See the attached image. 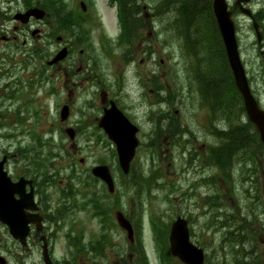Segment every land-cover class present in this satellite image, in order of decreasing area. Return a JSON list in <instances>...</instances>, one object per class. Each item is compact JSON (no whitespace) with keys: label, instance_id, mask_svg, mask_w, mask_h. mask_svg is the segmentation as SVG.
<instances>
[{"label":"rangeland","instance_id":"374dc122","mask_svg":"<svg viewBox=\"0 0 264 264\" xmlns=\"http://www.w3.org/2000/svg\"><path fill=\"white\" fill-rule=\"evenodd\" d=\"M79 1L81 0H50L49 7L53 12L61 10L62 13H66L64 28L67 26L66 29H69L74 24L76 17L81 20V16L77 14ZM88 1L91 6L89 13L83 19L87 29L86 35H82L80 31L61 30L57 26L51 30L52 35L54 34L52 39L42 38L38 42L32 41L31 45L26 48H17L10 44L0 47V55L3 57V60H0V65L2 64L3 67L4 64L5 71L8 69L0 79V157L4 153L11 156L6 170L12 179H15L18 174L23 175V172L28 169L31 170L30 173L24 174L27 175V178L36 181V197L41 213L50 217L53 210L63 201L59 197L60 191L69 184L70 178L75 177L85 181V176L95 165L108 166L114 179L115 192L109 194L108 197H101V204L105 209L104 214L94 217L91 206L85 209L81 207L85 198L77 194L75 200L78 206L76 208H70L71 204H68L66 206L69 209L68 212H64L62 219L57 224H50L46 221V229L52 236L55 259L58 262L65 259L76 264H137L138 254L142 255V251L138 252L136 243L129 245L126 234L114 225L116 222L115 213L119 211L127 219L131 217L137 219H135L136 233L140 236L141 231L143 232L144 248L148 253L149 264H166L162 256L163 249L168 250L169 226L177 216L185 217L188 220L190 240L203 248L207 264H219L222 259L221 264H225V261L226 264H233L229 256L233 247L226 245L219 254L215 252L220 245L226 225H223L222 228L217 227L219 220L213 222L215 215H212L215 209L206 206L204 202L207 196L218 194L223 203L218 215L221 218L225 217L223 221H227L228 227L233 225L230 222L238 224L239 221L242 222L240 217H244V214L249 215L245 216V223H247L245 229L252 239H244L242 235L243 240L238 245L242 255V264L248 262L246 252L254 250L257 251L258 258L264 264V205L262 202L257 203L256 209L250 206L256 216V222H253L249 209L242 210L243 206L245 207V202H242V195L232 183L233 179L239 178V170L234 171L233 169L237 158L232 159L233 155L228 160V156H226L221 166L212 161L210 148L219 147L220 143L217 138L210 135L209 130L211 128L227 129L230 123L223 114L212 116L209 108L202 104L196 88L197 66L207 72L214 69V73L221 72L222 66L220 64L215 68L211 66L213 54L207 47H205L206 53L204 51L199 60L193 55L185 57L180 37L173 36L171 32H160L161 27L154 17L156 11L143 19L144 28L147 30V33H144V43H149L156 51L151 55V61H154L155 64L149 63L150 56L148 58L147 55H145L146 57L142 55V48L138 46L139 37L137 35L142 30L132 35V45H126L123 48L122 40H120L119 18H117V11L112 1ZM234 2L235 0H228L231 7ZM21 5L22 1L16 0V5L12 6L13 12L20 11ZM244 7L256 14L262 10L263 15L255 21L259 25H264V0H250L248 4H244ZM68 11H71L69 15H67ZM234 11L233 20L240 58L250 89L255 97H260L263 104V51L256 42L252 22L238 9H234ZM258 31L263 41L264 27L258 26ZM56 37L60 38L58 39L60 42L55 41ZM78 40L83 44H79ZM47 42H49L48 50ZM66 42L70 47L66 45ZM38 43L39 46L35 45ZM63 46L68 48V60L53 67H47L45 65L46 57H50L51 53ZM32 47L46 49V57L42 54H31L29 49ZM217 48H220L219 45ZM3 55H9V60ZM131 55L134 56L135 66L140 69L147 68L149 74L153 70L159 69L160 74L156 73L158 76L162 74L163 79L160 78L158 83L160 86H164V91L168 92L170 98L174 84L169 74L172 76L174 74V77L177 78L176 81L179 82L177 84V100L174 104L172 98L168 109L170 115L164 117H166L165 122L173 124L171 130H176L180 122L185 123L183 125L186 126L187 143H184L185 148L169 145L166 139L161 144L162 139L158 136V128L151 123V119L155 115L152 113L151 117L150 112L156 111V107H153L156 102L150 93L151 82L144 85L146 87L144 98L136 97L133 101L126 97L125 101L120 102V96L125 93L122 92L118 101L126 105L129 102H141L142 110H136L135 114L134 110H131V114L136 120L143 117L147 121V123H139L140 130L137 134L139 145L132 162L134 171L139 173L142 170L144 175H137V178L129 176L127 181L126 178L122 179L116 169L117 157L114 145L97 127V121L103 114L99 106L103 102V95L108 101V98H114L116 88L114 73L119 74L124 70L125 63L131 61ZM11 62L13 63L11 64ZM80 62H83V66L86 67L82 68V74L77 71ZM157 62H159L158 65ZM88 65L100 67L98 88L90 87L91 84H87L86 87L82 86L85 83L83 73L89 69ZM68 72L69 76H66ZM127 76L125 73L123 82L128 80ZM215 76L219 77L220 75L216 74ZM85 88L88 90L83 91ZM129 88L130 84L128 83L127 89L129 90ZM65 104L70 108L69 116L71 117L66 125V122L62 123L59 120V110ZM236 106H238L237 103H233V107ZM160 108H163L162 104H160ZM232 115H230L231 124L239 122L236 118L238 113ZM73 124L76 126L74 128L77 133L74 140H70L64 130L66 126L73 127ZM260 146V194L263 199L264 146L262 144ZM22 148L29 156L34 157L40 152L43 154L42 157H46L49 153L56 156L58 160L48 159L45 167L42 166L41 169L39 167V172H37L35 167L26 166L29 162L21 159ZM255 149V154H257L259 148L255 146ZM80 159L84 160L83 163H80ZM230 161L231 163H229ZM47 167H49L48 172L51 175L49 179L51 184L44 187L41 185V181ZM62 171L72 174L65 178L66 173L63 174ZM149 175L158 181L151 189L147 188L145 183ZM96 189L97 192L102 193V185L99 182L96 183ZM135 189H139L138 195L143 194L142 198L138 197L139 206L135 203ZM150 216L156 223L153 228ZM239 229L242 230V224ZM101 235H106L108 241L104 250L105 257H88L84 252L88 250L91 242L101 244L98 243L101 240L99 237ZM0 238L10 245L9 235L3 227H0ZM77 239L81 241L77 242L75 247L72 245V241ZM140 245L142 249L141 240ZM0 255L12 260L5 251ZM216 256L217 258L214 259ZM32 261L34 264H42L38 246ZM142 263L143 261L139 264ZM170 264L181 263L174 259Z\"/></svg>","mask_w":264,"mask_h":264},{"label":"trees","instance_id":"16d2710c","mask_svg":"<svg viewBox=\"0 0 264 264\" xmlns=\"http://www.w3.org/2000/svg\"><path fill=\"white\" fill-rule=\"evenodd\" d=\"M144 3L145 1L143 0H117L121 23L124 25L125 29L126 24L128 25L129 23V15L133 12H141ZM211 3L212 0H152L151 4L148 5V8L150 13L156 11L158 14L160 8L165 11L166 18H164V24L170 27L168 30L174 32V34L178 35L179 33L178 36L183 42L186 57L193 55L199 60L201 58V54L205 51V47H207L213 54L211 58V66L213 68H215L218 64L222 66V68L220 66L221 72L217 73H214V69L207 72L197 66V77L195 78L196 88L200 99L203 104L209 108L212 116L215 117L216 115H219V113L221 115L223 114V116L228 118V123H230V125H228L229 127L227 126L226 131H220L214 128L209 130L211 135L214 138H217L220 143L219 147L210 148L212 151L211 158L213 162H216L217 165L221 166L226 156H228V160H230L233 155L232 159H236L241 148V143L246 141L247 138H250V142L253 143L254 138L248 137V135L254 136L256 135V132L253 130L250 134L251 130H249L248 127H251V125L249 123L242 122L243 116L241 112L243 110L241 107V98L235 89L232 75L226 61L224 49L212 13ZM260 11L261 12L255 14V20L259 19V17L263 15V11ZM233 13H235V11ZM74 25L76 28L74 26H70V32L80 31L82 29L79 22H74ZM260 26L264 27V25L261 24ZM217 45H219V49L217 48ZM216 74H219L220 76H215ZM233 103H237L238 106L233 107ZM235 113H238L236 118H238L239 122H232L234 124H231L230 115L233 114L232 116H234ZM170 136H173L170 138L172 142L177 141L176 135H173L172 133ZM21 152H24V150L22 149ZM42 155L43 154L38 152L34 157H32L37 167V172H39L38 168L40 167L41 169V167L45 165V162L53 156L49 153L46 157H42ZM23 156L28 157L29 155L28 153H24ZM229 163H231V161ZM46 172L47 170L43 176L44 179L46 178ZM145 183L147 188L151 187L148 186L150 181L146 180ZM76 186L78 187L75 189L71 186H67L64 191V195H66V193L68 195H74L76 191L79 190V187L85 189L89 185L86 181L80 180ZM89 202H92L91 205L94 208H100L97 201L94 200L93 202V199H89ZM222 204L223 203L218 194L207 198V201L205 202L206 206L211 209H215L212 215H215L213 222L219 220L217 227L220 226L222 228L223 225H226V230L222 234L220 245L216 248L215 252L219 254L222 252L224 246L230 245L233 247L229 253L231 261L233 264H239L242 260V256L238 245L243 240L242 233L236 222H230V224L233 225L228 227L229 224H227V221H223L225 217L221 218L220 215H218ZM164 252L166 253L165 248ZM256 252L257 251L255 250L252 252H246V254H248V258H246L248 262L245 264H262L258 258L259 255H257ZM217 256L214 259H216ZM224 260L226 259L224 258ZM222 261L223 259L219 262V264H221Z\"/></svg>","mask_w":264,"mask_h":264},{"label":"flooded vegetation","instance_id":"af4514ba","mask_svg":"<svg viewBox=\"0 0 264 264\" xmlns=\"http://www.w3.org/2000/svg\"><path fill=\"white\" fill-rule=\"evenodd\" d=\"M21 10L13 12L12 6L16 5V0H0V17L3 18V21H0V47L3 45H17L18 43L21 45V47L26 48L29 45H31V42H38L41 41L42 38L48 39L52 37L51 30L54 28H57L58 19L61 16V26L65 30L67 26L66 25V13H62L61 10H56L55 12L52 11V8L49 7L50 0H21ZM47 5V6H46ZM20 7V5H19ZM38 8L40 10H43L45 12V15L42 19H35V18H29L26 20L25 23H21L19 20H15V14L17 12H25L29 8ZM89 9V6H87L83 12H86ZM144 9V8H143ZM12 14V15H10ZM68 15V14H67ZM144 18H147L149 15L147 13H143ZM133 17H139V14L132 15ZM19 21V22H18ZM10 25V28H9ZM130 29H129V36H130V44H133L132 35H134L137 31L142 30V33H147L144 28V25L138 26L136 23H129ZM136 28V30H135ZM139 44L140 48H142L141 54L147 55L148 57V47L144 45V35L139 38ZM40 44L38 43L37 46ZM146 57V56H145ZM149 58V57H148ZM0 60H3V57L0 55ZM134 56L131 55V61L128 63H125L126 68L121 71L119 74L117 72L114 73L115 81H116V88L114 91V98L110 99L112 100L118 108L123 110L127 116L130 118V120L133 121L134 124L139 128L140 130V124L142 122L147 123L144 118H140L139 120L134 117V115L131 114V110H134V114L136 110H142V103L141 102H129L127 105L122 104L120 102L125 101L127 98L130 100H135L136 97L144 98L145 92L144 89L146 88L144 85L148 82H151V89L150 92L157 93V94H164V96L168 97L169 94L165 90L164 86H160L158 81L160 82L161 76H158L160 74L159 69L153 70L150 74L148 73L147 68L146 69H140L137 66H135V62L133 63ZM162 62V60L160 61ZM152 64L154 62L152 61ZM83 66V63H80V67L77 70L78 73L82 74L83 69L86 67ZM67 68V67H66ZM1 69H3L2 64L0 65V79H1ZM68 69V68H67ZM69 71V69H68ZM89 71V72H88ZM88 72V73H87ZM158 74H157V73ZM125 73L128 75V80L123 82V78ZM100 67L97 65H93L89 67L88 70L83 73V81L87 83H99L100 81ZM143 74H145L143 76ZM164 74V72H163ZM66 76H69V72ZM131 77V78H130ZM169 77L174 84V89L170 94H174V100H177L176 93L178 92V88L176 84H179V82L176 81V77H174V74H169ZM94 78V79H92ZM130 78V79H129ZM130 84L129 90L127 89V84ZM105 85V84H104ZM1 92V90H0ZM122 92H125L123 96H120ZM138 92V93H137ZM104 94V91H103ZM1 95V93H0ZM126 95V96H125ZM120 96V102L118 101V97ZM163 96V97H164ZM127 97V98H126ZM110 100L108 101L103 95V102L99 105L103 111L104 108L107 107L106 102L109 104ZM165 101V100H164ZM163 110L166 107V104L163 105ZM103 113V112H102ZM161 116H165V110L161 112ZM250 137V136H248ZM254 141L253 143L250 142V138H247L246 141H243L241 143V148L239 150V164H238V170H239V179H240V193L242 194V202H245V207L243 206L242 210L249 209V213H252V219L253 222H256V216L250 208L252 206L254 209H256L257 201L254 200V197H246L247 195H256L257 193H261V179H260V173H261V154L260 152V146L257 141H255V136H253ZM185 142L187 143V139H185ZM185 146V144H184ZM255 146L259 148L257 154H255ZM263 175V174H262ZM264 191V189H263ZM253 192V194H252ZM245 216H249L248 214H244V217H240L242 219V222L239 221L238 224H244V228L247 226V223H245ZM31 231L26 239V246L20 245L18 241L11 240L10 245H5L2 239L0 238V254L4 253V251L10 255V258L12 260H9L7 257L6 260H2L1 264H34L32 261V258L36 254L37 251V245H38V237L36 233L34 232V226H31ZM49 245H51L50 240L51 238H48ZM50 254L54 257V253L52 251V247H49ZM96 257H99V255H96ZM54 259L52 258V261ZM63 262V261H61ZM53 264H57L54 260ZM64 264V263H61Z\"/></svg>","mask_w":264,"mask_h":264},{"label":"water","instance_id":"95a60500","mask_svg":"<svg viewBox=\"0 0 264 264\" xmlns=\"http://www.w3.org/2000/svg\"><path fill=\"white\" fill-rule=\"evenodd\" d=\"M248 1L249 0H236L235 4L240 5V11L250 17V10L241 6V3H246ZM212 9L235 86L243 99L244 110L248 119L256 126L261 141L264 142V112L257 107L249 91L244 68L241 64L237 49L235 28L231 20V12L228 10L225 0H213ZM34 11L35 10L26 12L23 16L28 18ZM253 27L257 35V40L259 41L260 35L258 33L257 24L253 23ZM64 55L65 50L60 51L53 62L62 58ZM98 126L103 129L108 139L115 144L119 165L126 174L138 145V140L135 136L137 128L131 125L114 107L105 111L103 117L98 122ZM5 160L6 158L3 157L0 161V222L8 227L9 233L13 238L24 243L28 233V224L30 222H35L39 230L40 217L31 215L29 218L28 215L25 214V209L36 210L32 201V190L28 194L24 192L26 184L31 186V181L20 178L15 183L11 182L7 173L3 170ZM91 172L95 177L103 180L110 191L113 190L112 179L106 166H96ZM15 194L19 196L18 199H15ZM118 220L130 233L128 223L120 221L119 218ZM168 243L170 254L177 257L183 264H204L202 249L195 246L189 240L186 220L178 217L173 221L169 231ZM44 260L45 263L48 264L46 257Z\"/></svg>","mask_w":264,"mask_h":264}]
</instances>
